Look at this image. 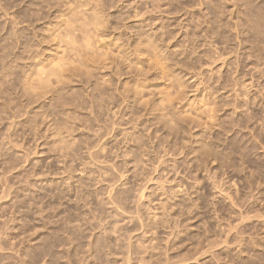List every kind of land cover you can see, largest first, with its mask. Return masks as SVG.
Returning a JSON list of instances; mask_svg holds the SVG:
<instances>
[{
	"label": "rangeland",
	"instance_id": "374dc122",
	"mask_svg": "<svg viewBox=\"0 0 264 264\" xmlns=\"http://www.w3.org/2000/svg\"><path fill=\"white\" fill-rule=\"evenodd\" d=\"M0 95V264H264V0H0Z\"/></svg>",
	"mask_w": 264,
	"mask_h": 264
},
{
	"label": "bare ground",
	"instance_id": "6f19581e",
	"mask_svg": "<svg viewBox=\"0 0 264 264\" xmlns=\"http://www.w3.org/2000/svg\"><path fill=\"white\" fill-rule=\"evenodd\" d=\"M83 13H84V12H83ZM75 14H76V13H75ZM91 14H92V13H91ZM94 14H95V13H93L92 15H90L89 13L87 14V15H89V19H91V21L96 17V15L93 16ZM87 15H86V16H87ZM68 16H70V17H68V20H66V21H67V22L69 21V22H68L69 24L66 23V24H68V26L64 28L65 30H67L66 28H68V29L71 30V28H70L69 25H70V22L73 23V18L71 17V15H68ZM72 16H73V15H72ZM86 16H83V17L86 18ZM92 16H93V17H92ZM97 16H98V15H97ZM73 17H74V19L76 20L77 16H73ZM83 17H82L81 20H83ZM71 18H72V19H71ZM87 18H88V17H87ZM87 18L85 19L84 23H83V21L81 22V25H82V26H83V24H85L84 28L89 27L88 25H90V23L92 24V22H93V21L91 22L90 20H89V22H88V21H87ZM69 19H71V20H69ZM96 19H97V18H96ZM77 21H78V20H77ZM86 21H87V22H86ZM79 22H80V21H79ZM87 23H88V25L86 26ZM66 24H65V25H66ZM93 25H94V24H93ZM92 27H93V26H92ZM91 29H92L91 26H90V29H89V28H88V30H87V28L85 29V30H87V31H85V33L88 32V33H87L88 36L90 35L89 33L92 32V30H93L94 28H93L92 30H91ZM70 30H69V31L67 30L66 34L69 33V35H71V38L73 39L74 36L72 37V34L74 35V33H70V32L72 31V30H71V31H70ZM82 30H83V29H82ZM90 30H91V31H90ZM89 31H90V32H89ZM62 32H63V31H62ZM64 33H65V32H63V35H65ZM61 34H62V33H61ZM87 34H86V35H87ZM91 34H92V33H91ZM69 35L67 34L66 36H69ZM86 35H85V37H86ZM75 36H76V35H75ZM91 36H92V35H91ZM91 36H89L88 39L90 38V40H91ZM61 37H63V36H61ZM66 38L69 39L70 37H66ZM71 38H70V39H71ZM72 39H71V40H72ZM88 39H87V37H86V41H88ZM90 40H89V50H90V48H91V50H92V47H90ZM66 41H67V40H66ZM69 41H70V40H68V44H67L68 46H67V47L70 48V49H71V48H75V47H76V45H75V42H76L75 39H73L72 41H70V45H71V43H74L71 47H69ZM77 42H78V41H77ZM66 43H67V42H66ZM66 43H65V44H66ZM86 43H87V42H86ZM83 44H84V43H83ZM87 44H88V43H87ZM91 44H92V42H91ZM74 45H75V46H74ZM77 46H78V45H77ZM87 46H88V45H87ZM67 47H66V48H67ZM79 47H80V46H79ZM82 47H84V46L82 45ZM85 47H86V46H85ZM87 48H88V47H87ZM76 49H77V48H76ZM78 49H79V48H78ZM71 50L74 51L75 49H74V50L71 49ZM71 50H70V51H71ZM89 50H88V51H89ZM67 51H68V50H67ZM77 51H79V50H77ZM68 52H69V51H68ZM75 52H76V51H75ZM75 52H74V54H75ZM77 53H78V52H77ZM80 53H81V51H80ZM66 54H67V53H66ZM71 54H72V53H71ZM75 55H76V54H75ZM65 56H66V55H65ZM67 56H68V58H69L70 55H67ZM76 56H77V55H76ZM38 58H39V57H38ZM59 58L61 59V57H59ZM62 58H63V61L66 59V58H64V57H62ZM30 59H31V58H30ZM34 59H35V58H34ZM72 59H73V58H72ZM72 59H71V60H72ZM57 60H58V59H57ZM74 60H75V59H74ZM59 61H61V60H59ZM59 61H57V66H58V62H59ZM72 61H73V60H72ZM37 62H38V61H37ZM51 62H52V61H51ZM51 62H50L49 65H52ZM61 62H62V61H61ZM67 62H68V61H67ZM67 62H65V63H67ZM39 63H40V61H39ZM44 63H45V62H44ZM65 63H64V64H65ZM69 63H70V62H68V65H69ZM35 64H36V62H35ZM42 64H43V63H42ZM45 64H46V63H45ZM53 64H55V62H54ZM71 64H72V62L70 63V67H71ZM33 65H34V64H33ZM37 65H38V64H37ZM43 65H44V64H43ZM49 65H47V66H49ZM38 66H39V65H38ZM47 66H46V67H47ZM61 66H62V65H61ZM64 66H65V65H64ZM31 67H32V66H31ZM34 67H35V66H34ZM46 67H45V68H46ZM51 67H52V66H51ZM66 67H67V66H66ZM38 68H39V67H38ZM38 68H37V70H38ZM45 68H44V69H45ZM48 68H49V67H48ZM48 68H47V69H48ZM62 68H63V67H62ZM64 68H65V67H64ZM40 69L44 70V69L42 68V66H41V68H39V71L41 72ZM50 69H51V68H50ZM55 69H56V68H54V70L52 69L53 72H52V70H51L50 72L54 73V75L59 76V75H58V72H59L60 70H59L58 72H56L57 69H56V70H55ZM59 69H61V68H59ZM67 69H68V68H66V70H67ZM37 70H35V71H37ZM61 70H62V69H61ZM32 71H33V70H32ZM62 71L65 72V70H62ZM62 71H61V72H62ZM28 72H30V71H28ZM40 72H39V74H38V73H36V74L40 75ZM50 72H49V73H50ZM24 73H25V72H24ZM33 73H35V72H33ZM41 73H45V71H44V72L42 71ZM55 73H57V74H55ZM27 74H28V73H27ZM31 74H32V73H31ZM7 75H8V74H7ZM41 75H42V74H41ZM48 75H51V73L48 74ZM8 76H9V75H8ZM35 76H36V75H35ZM35 76H34V77H35ZM43 76L45 77V75H43ZM62 76H63V75H62ZM4 77H5V76H4ZM30 77H31V76H30ZM39 77H41V76H39ZM46 77H47V76H46ZM49 77H50V76H49ZM64 77L66 78V76H64ZM64 77H63V78H64ZM7 78H8V77H7ZM7 78H6V79H7ZM23 78H24V79H27V78H25V77H23ZM32 78H33V77H32ZM35 78H37V77H35ZM41 78H42V77H41ZM41 78L39 79V81H41V82L44 81V80H45L44 83L50 81L48 78H47V79H48L49 81L46 80V79L42 80ZM58 78H59V77H58ZM3 80H4V78H3ZM32 80H33V79H32ZM35 80H37V79H35ZM59 80H61V81H58V82H61V83H62V80H63L62 77L59 78ZM7 81H8V79H7ZM25 81H26V80H25ZM25 81H24V82H25ZM66 81H67V80H66ZM2 82H3V81H2ZM4 82H5V81H4ZM11 83H12V82H11ZM18 83H19V82H18ZM27 83H28V81H27ZM34 83H35V82H34ZM34 83L32 82L31 84H34ZM36 83H38V80H37ZM44 83L42 82V84H44ZM68 83H69V82H68ZM9 84H10V83H9ZM39 84H40V83H39ZM45 84H46V83H45ZM47 84H48V83H47ZM27 85H30V84H27ZM37 85H38V84H36V86H37ZM40 85H41V84H40ZM22 86H23V85H22ZM24 86H25V84H24ZM30 86H31V85H30ZM36 86H35V87H36ZM42 86H43V85H42ZM45 86H46V85H45ZM47 86H48V85H47ZM59 86H61V85H59ZM62 86H63V85H62ZM1 87H2V85H1ZM31 87H32V86H31ZM31 87H30V88H31ZM37 87H38V86H37ZM25 88H26V86H25ZM27 88H28V86H27ZM27 88H26V89H27ZM30 88H29V89H30ZM38 88H39V87H38ZM38 88H37V89H38ZM40 88H41V87H40ZM66 88H68V87H66ZM12 89H13V88H12ZM34 89L36 90V88H33V89H32V90H33L32 92H34ZM57 89H58V88H57ZM64 89H65V87H64ZM3 90H5V89H3ZM23 90H24V88H23ZM24 91H25V90H24ZM26 91H27V90H26ZM28 91H29V90H28ZM30 91H31V90H30ZM59 91H61V90H59ZM64 91L66 92V90H64ZM6 92H7V91H6ZM54 92H55V91H54ZM69 92H70V91H69ZM22 93H23V92H22ZM26 93H27V92H26ZM30 93H31V92H30ZM61 93H62V91H61ZM61 93H59V94H61ZM70 93H71V92H70ZM70 93H69V94H70ZM72 93H73V92H72ZM6 94H7V93H6ZM34 94H35V93H34ZM22 95H23V94H22ZM26 95H27V94H26ZM36 95L38 96V94H36ZM73 95H74V94H73ZM0 96H1V95H0ZM4 96H5V95H4ZM11 96H12V95H11ZM24 96H25V94H24ZM29 96H30V95H29ZM31 96H32V95H31ZM62 96H63V95H62ZM67 96H68V94L66 95V97H67ZM69 96H70V95H69ZM1 97H2V96H1ZM57 97H58V96H57ZM72 97H73V96H72ZM7 98H8V97H7ZM5 99H6V98H5ZM5 99H4V101H5ZM10 99H11V98H10ZM10 99H9V100H10ZM25 99H26V98H25ZM30 99H31V97H30ZM65 99H66V98H65ZM73 99H74V98H73ZM73 99H72V100H73ZM7 100H8V99H7ZM35 100H36V96H35ZM59 100H62V98H59ZM68 100H69V99H68ZM72 100H71V101H72ZM27 101H28V100H27ZM30 101H31V100H30ZM63 101H64V100H63ZM8 102H9V101H8ZM12 102H13V101H12ZM12 102L10 101L9 103L12 104ZM6 103H7V102H6ZM6 103H5V104H6ZM3 104H4V103H3ZM7 104H8V103H7ZM13 104H14V103H13ZM29 104H30V102H29ZM2 107H3V106H2ZM4 108H5V107H4ZM4 108H3V109H4ZM0 112H1V111H0ZM29 114H30V113H29ZM33 116H34V115H33ZM6 190H7V189H6ZM3 191H4V190H3Z\"/></svg>",
	"mask_w": 264,
	"mask_h": 264
}]
</instances>
